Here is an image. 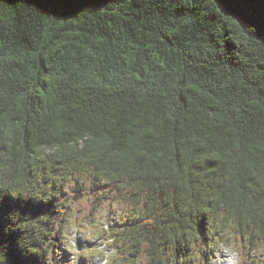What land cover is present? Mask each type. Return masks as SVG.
Returning <instances> with one entry per match:
<instances>
[{
	"label": "trees",
	"instance_id": "16d2710c",
	"mask_svg": "<svg viewBox=\"0 0 264 264\" xmlns=\"http://www.w3.org/2000/svg\"><path fill=\"white\" fill-rule=\"evenodd\" d=\"M222 4L0 0V264H62L105 198L111 264L264 263V0Z\"/></svg>",
	"mask_w": 264,
	"mask_h": 264
},
{
	"label": "rangeland",
	"instance_id": "374dc122",
	"mask_svg": "<svg viewBox=\"0 0 264 264\" xmlns=\"http://www.w3.org/2000/svg\"><path fill=\"white\" fill-rule=\"evenodd\" d=\"M79 184L69 179L65 181L63 188V192L70 196V202L75 206L89 200L92 201L96 196L87 185ZM103 202L104 206L89 220L80 219L78 212L74 210L70 213V222L63 240V248L66 250L68 258L62 264H111L114 256L120 252L119 247L108 234V230L122 211L109 198H105ZM78 240L82 243L81 250L77 248ZM207 264L243 263L235 248L220 246L208 257ZM256 264L262 263L257 262Z\"/></svg>",
	"mask_w": 264,
	"mask_h": 264
},
{
	"label": "snow or ice",
	"instance_id": "6c2138e0",
	"mask_svg": "<svg viewBox=\"0 0 264 264\" xmlns=\"http://www.w3.org/2000/svg\"><path fill=\"white\" fill-rule=\"evenodd\" d=\"M84 0H38V5L46 14L59 15L78 9ZM253 0H223L222 8L243 14L252 4Z\"/></svg>",
	"mask_w": 264,
	"mask_h": 264
},
{
	"label": "water",
	"instance_id": "95a60500",
	"mask_svg": "<svg viewBox=\"0 0 264 264\" xmlns=\"http://www.w3.org/2000/svg\"><path fill=\"white\" fill-rule=\"evenodd\" d=\"M74 200H76V198H74ZM78 250L82 249V243L80 240H78V245H77Z\"/></svg>",
	"mask_w": 264,
	"mask_h": 264
}]
</instances>
